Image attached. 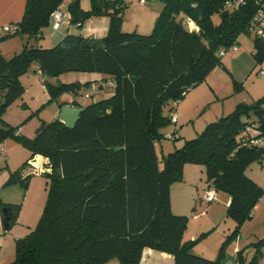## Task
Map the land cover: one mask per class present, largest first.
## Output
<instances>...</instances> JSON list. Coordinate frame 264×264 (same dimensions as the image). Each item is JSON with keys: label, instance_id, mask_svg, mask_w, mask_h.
Segmentation results:
<instances>
[{"label": "trees", "instance_id": "trees-1", "mask_svg": "<svg viewBox=\"0 0 264 264\" xmlns=\"http://www.w3.org/2000/svg\"><path fill=\"white\" fill-rule=\"evenodd\" d=\"M159 1L163 8L151 33L143 35L122 31V12L129 5L124 1L89 0L83 9L81 0H26L14 35L27 43L8 60L0 55V144L12 138L31 153L20 169L10 172L6 186H26L28 161L35 156L47 160L42 173L47 198L34 229L15 240L10 264H139L144 249L169 254L174 264H220L225 244L251 219L264 189L245 170L264 161V97L237 104L179 148L164 153L160 146L159 158L155 143L177 139L176 131L163 132L172 116L164 110L173 114V103L178 106L191 88L222 66L220 53L237 46L241 34L253 35V69L264 61V36L249 30L253 17L264 12V0ZM64 2L69 24L78 28L90 18L107 17L105 35L95 40L67 34L50 48L28 45L41 38L51 13L63 10ZM32 65L47 102L81 88L86 94L92 83L99 84L97 94L104 88L111 94L85 106L73 101L83 111L72 129L56 118L41 122L33 138L22 136L1 117L24 92L19 78ZM67 72L104 78L84 84L47 81ZM232 81L235 89L241 87ZM256 139L262 144L251 143ZM186 164L204 166L205 189L229 197L225 216L235 226L214 259L192 253L207 233L184 240L188 218L171 210L170 186L182 178ZM8 209L10 227L20 206ZM255 245L258 250L248 264L257 263L264 239ZM238 264H245L241 256Z\"/></svg>", "mask_w": 264, "mask_h": 264}, {"label": "rangeland", "instance_id": "rangeland-1", "mask_svg": "<svg viewBox=\"0 0 264 264\" xmlns=\"http://www.w3.org/2000/svg\"><path fill=\"white\" fill-rule=\"evenodd\" d=\"M66 3V2H65ZM65 3L62 4L65 6ZM82 6L87 9L89 0H82ZM163 8V4L159 0H147L145 4L132 3L123 9V32H137L143 35L151 33L154 22ZM64 23V22H63ZM70 30H73L70 28ZM52 32L51 26L42 30L45 39L37 44L35 40H30L28 45L31 47L41 46L43 48L53 47L50 45L49 34ZM252 34H241L239 36L240 45L237 47L250 48L252 51ZM27 43V39L21 35L5 37L3 30L0 31V55L8 60L14 55L20 53L23 45ZM242 48V49H243ZM231 52V51H227ZM32 65L29 71L22 75L20 83L24 87V92L18 97L10 107L3 113L1 119L8 125L18 129L20 135L33 138L35 131L41 122L49 123L56 119V109L60 103L77 101L81 104H90L94 101L104 98L106 94L102 91L94 97L84 93L82 88L78 93H65L56 101H48L45 88L41 82L38 73H34ZM264 69V61L257 65L250 74L243 79L241 87L235 89L231 77H227L229 85L222 90L219 100L214 96L209 88L205 87V83H200L196 87L191 88L187 94L178 102L175 114L182 112V119L178 124L170 123L163 128V132L175 133L177 139L175 141L163 139L160 143H155L156 154L160 157V146L164 153L172 151L175 147L179 148L183 141L191 140L197 137L205 126L209 123L217 121L219 118L231 113L237 104H252L256 100L264 97V75L259 72ZM80 72H67L58 77H51L47 81L51 84L58 82L76 83L83 75ZM226 78V77H225ZM224 83V81H223ZM225 86V84H223ZM224 111V112H223ZM164 113L171 116L172 113L166 108ZM0 147L4 151V156L0 155V177L7 171H15L21 168L22 164L31 157L28 149L12 138H6ZM36 158V157H35ZM161 167V164L159 163ZM30 177L27 179V186H20L28 189L29 198L28 205H25L20 222L17 226L20 238L27 235L34 229L43 212L45 201L47 198V178L37 168L30 165L26 166L24 171ZM245 174L248 178L255 181L262 189H264V167L258 163L251 164ZM206 187L205 168L200 164H186L182 171V178L175 181L170 186V204L171 210L175 215H181L188 218L187 229L197 228L200 222H232L225 216V209L222 203L207 204L202 201L203 190ZM220 198L228 196L224 192H216ZM22 199L23 194L19 193ZM259 204L264 206V196ZM211 205H213L211 207ZM21 209V205H20ZM203 212V213H202ZM19 213H21L19 211ZM31 215V216H30ZM258 221V220H257ZM253 221V222H257ZM264 222V216L259 218ZM192 222V223H191ZM196 222V224H194ZM18 223V222H17ZM186 234V233H185ZM194 239V238H193ZM199 244V243H198ZM196 245L193 250L197 253L200 245Z\"/></svg>", "mask_w": 264, "mask_h": 264}, {"label": "crops", "instance_id": "crops-1", "mask_svg": "<svg viewBox=\"0 0 264 264\" xmlns=\"http://www.w3.org/2000/svg\"><path fill=\"white\" fill-rule=\"evenodd\" d=\"M80 4L81 7L85 9L82 6V0ZM25 6L26 0H0V31L3 30L4 26H16V24L20 22L24 14ZM60 8H62L66 12L65 6L61 5ZM65 14L66 18L64 20V23H62L59 28L53 29L52 25L49 24V27L51 26L52 28V32L49 34V37L51 39L50 45H56L67 34H80L85 38L99 40L105 35L107 31L108 18L105 16L90 18L82 25V27L78 28L74 25L69 24V15L67 12ZM70 28H72L73 30H70ZM42 39H45L43 34L41 38L36 40V43L39 44ZM237 44L240 45L239 38ZM242 48L243 47H237L236 51L230 50L231 52H226L221 58L222 66L214 68V70L211 71L206 81L204 82L206 85L205 87L209 88L218 100L219 97H221L218 94H220L221 91L226 89L229 85V77H231V79L235 80L236 82H241L250 74L254 67L252 51H247L250 47L246 45V47H244L243 49ZM34 67L35 68L33 72L37 73L36 66ZM82 75L83 76L76 83L84 84L86 82H96L103 80L104 78L103 75L96 73H83ZM223 84H225V86ZM82 90L85 89L82 88ZM102 90V92L106 94L104 98L110 96V88H104ZM72 102L64 103L65 105L76 107ZM81 105L85 106L86 104ZM58 112L59 105L56 109V118ZM176 115V124H178L179 121H181L183 115L182 112L179 111ZM165 133L167 134V131ZM35 157H37L42 163L45 162V159L43 157ZM10 172L13 171L7 170L0 177V264H10L14 259L15 240L20 238L19 229L16 225H18L20 222H23V220H21V217L25 205H28L27 199L29 198V191L28 189L25 190L27 184L26 186H24L25 188H22L20 186L21 184H14L11 186L5 185L6 181L9 178ZM23 176H25V174ZM19 193L23 194L22 199L19 197ZM219 199L222 203L223 209H225L226 212V208L229 203V197L226 196L225 198H220V195L216 193L215 199L211 203H218ZM13 205H21V209L19 210L21 213H18L14 223L9 228L5 229L3 225L5 216L2 213V209L9 208ZM212 206L213 205H211V207ZM261 216H264V206L258 203L253 210L251 219L244 222L239 229L238 235L225 244L224 257L221 260L220 264H238L239 256L243 258L245 264L251 262L256 251L258 250L255 244L259 240L264 239V222L259 221V218ZM254 220L258 221L253 222ZM194 224H196V222ZM197 225L198 227L193 229V231L191 227L187 229L186 234L184 235V240L193 239L198 237L200 234L207 233V236L198 244L200 245V250L197 253L193 250L192 253L207 259H214L218 253L220 246L223 242L226 241L228 235L232 232L235 223L233 221L200 222V224ZM259 251L261 252V256L256 264H264V246L259 248ZM107 264L117 263L109 262ZM139 264H174V260L173 257L169 254L154 251L151 249H144L142 251Z\"/></svg>", "mask_w": 264, "mask_h": 264}, {"label": "built area", "instance_id": "built-area-1", "mask_svg": "<svg viewBox=\"0 0 264 264\" xmlns=\"http://www.w3.org/2000/svg\"><path fill=\"white\" fill-rule=\"evenodd\" d=\"M108 1L111 2L124 1L129 4L137 3L142 5L146 3V0H108ZM240 2L241 0H237L235 3L239 4ZM228 5H230V3H228ZM65 18H66V14L63 10L61 9L54 10L50 15V24L52 25L53 29L59 28V26L64 22ZM186 23L190 26L191 29H196V27L190 20H186ZM249 30L251 32H255L257 34L264 36V12L260 11L256 16L253 17ZM3 33L12 36L16 33V27L13 25L4 26ZM230 50L236 51L237 46L233 45ZM220 55L223 56L224 52L222 51ZM259 74L264 75V70H261ZM98 89H99V84L92 83L86 90V94L95 95L98 93ZM172 106L176 109L177 103H173ZM176 122H177V115L173 113L171 116V123H176ZM166 137L170 138V135H166ZM251 143L254 145H260L262 144V140L261 139L251 140ZM0 155L4 156V151L1 147H0ZM46 163L47 160H45V162L42 163L37 157L36 158L34 157L28 161V165L37 168L41 173L47 171L44 168V164ZM261 165L262 167H264V161L261 162ZM201 199L206 203L213 202L215 199V191L209 188L204 189Z\"/></svg>", "mask_w": 264, "mask_h": 264}, {"label": "water", "instance_id": "water-1", "mask_svg": "<svg viewBox=\"0 0 264 264\" xmlns=\"http://www.w3.org/2000/svg\"><path fill=\"white\" fill-rule=\"evenodd\" d=\"M83 111V108L80 107H71L69 105H63L62 107L59 108V112L57 115V119L63 123L66 127L72 129L81 112ZM2 213L5 216L4 218V228L7 229L9 228V220H10V215H9V209L8 208H3Z\"/></svg>", "mask_w": 264, "mask_h": 264}]
</instances>
